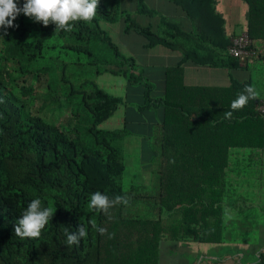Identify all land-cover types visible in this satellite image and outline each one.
<instances>
[{"label": "trees", "instance_id": "1", "mask_svg": "<svg viewBox=\"0 0 264 264\" xmlns=\"http://www.w3.org/2000/svg\"><path fill=\"white\" fill-rule=\"evenodd\" d=\"M244 1L248 49L254 50L244 59L229 51L232 37L218 0H99L91 22H71V31H55V22L45 26L22 12L12 27H0V264H160L165 250L174 262H192L199 255L190 257L181 246L235 243L241 233L259 241L248 242V260L264 247V202L252 196L259 191L255 171L229 168L230 148L248 145L235 140L237 134L264 126L254 110L264 98L250 99L228 119L231 102L251 83L217 87L184 77L191 61L223 65L228 55L245 63L264 52L251 24L257 2ZM15 2L22 7L25 0ZM104 23L116 24L123 48L134 45L138 54L160 46L180 52L166 69L163 95L154 94L149 78L137 71V58L119 49ZM83 54L96 66L91 74L77 67ZM104 72L131 84L125 97L95 81ZM130 91L141 97L129 100ZM121 105L130 106L140 124L155 112L152 133L145 137L128 120L104 127ZM142 109L148 114L140 115ZM131 135L142 138L132 142L139 146L134 172L125 150ZM96 191L128 203L107 214L90 211ZM37 198L54 215L38 238L21 239L15 227ZM80 224L87 237L68 246L65 229L73 233ZM257 258L264 262V249Z\"/></svg>", "mask_w": 264, "mask_h": 264}, {"label": "crops", "instance_id": "2", "mask_svg": "<svg viewBox=\"0 0 264 264\" xmlns=\"http://www.w3.org/2000/svg\"><path fill=\"white\" fill-rule=\"evenodd\" d=\"M257 12L255 14L256 19L252 21V29L255 36L256 44L264 50V0H256ZM222 9V14L225 19L224 27L226 30V36L231 39L234 32L248 30L249 24V5L244 0H218V8ZM180 52L172 51L171 49L164 48L162 46L156 47L153 50H149L146 54V63L149 68V74L146 76L149 78L151 84L155 87L154 94L161 96L165 92V72L166 69L171 66L176 59L180 58ZM227 60L223 65H199L193 63H186L184 65V77L187 83L190 84H203L217 87H228L232 81L249 82L252 85L253 71L261 72V67H264V52L255 57L249 59L247 62H240L233 59L231 56H226ZM259 63L263 64L262 66ZM124 86L125 95L128 93L129 85ZM253 86V85H252ZM256 86V87H255ZM258 98H264V80L257 81L254 85ZM135 88H133L134 90ZM137 93L136 91H133ZM128 100V99H126ZM121 111L120 115H117L118 111ZM117 116H112L110 122H116L118 127H121L124 121H132L129 125L137 132H142L146 137L153 131L152 126L155 120V112L150 113L148 118H145L142 124L137 122V116L130 106L121 105L115 112ZM160 117V116H159ZM251 127H245L237 136L235 140H241L247 142L246 146H234L230 148L229 153L231 155L229 168L237 170H254L255 174L252 178L254 186L259 188L258 193L252 194L253 198L258 202H264V147L258 145L260 142H264V126L252 124ZM116 126V128H117ZM142 140L141 136H137ZM243 139V140H242ZM228 140H231L228 139ZM246 140H251L252 143ZM143 142V141H142ZM245 230V228H244ZM226 245H231L227 247ZM238 246L236 251L235 246ZM226 246V247H225ZM234 246V247H233ZM251 245L244 241L235 243H216V242H195L190 241L189 244L181 246L182 252H186L190 257L199 255L192 262H162L160 264H264V262H258L257 256L264 247L259 248L258 251L253 253L249 260L247 259V249ZM166 253L163 252L162 254ZM178 259V258H177ZM180 259V258H179ZM181 259L180 261H182Z\"/></svg>", "mask_w": 264, "mask_h": 264}, {"label": "clouds", "instance_id": "3", "mask_svg": "<svg viewBox=\"0 0 264 264\" xmlns=\"http://www.w3.org/2000/svg\"><path fill=\"white\" fill-rule=\"evenodd\" d=\"M99 0H25L22 7H18L15 0H0V27L13 26V21L21 12L28 17H35L46 26L50 21L55 22V31H71L72 23L75 21L91 22L96 15ZM258 93L254 86L246 85L232 102L231 109L225 113V117L231 119L233 111H237L246 106L250 99H256ZM128 201L125 197L117 196L110 200L108 196L100 191L90 194L88 209L108 213V210L116 204ZM54 215L51 207H42L40 199H33L23 211L21 218L15 227V235L23 238H38L41 230L48 224L49 219ZM91 227L99 234L104 235L106 229L98 227L95 221H90ZM66 244L68 246L78 245L82 238L87 237V230L83 225H79L77 230L69 233L65 229Z\"/></svg>", "mask_w": 264, "mask_h": 264}, {"label": "rangeland", "instance_id": "4", "mask_svg": "<svg viewBox=\"0 0 264 264\" xmlns=\"http://www.w3.org/2000/svg\"><path fill=\"white\" fill-rule=\"evenodd\" d=\"M158 5H159L160 9L162 10V12L164 13V9L162 8V6L160 4H158ZM116 26L117 25L114 23H104V25H103V27L109 32L112 39L115 41L114 43H116L119 46L120 50L125 52L127 55H134L137 58L136 60H137V63L139 64V68H137V71H141L144 73V76L149 77L148 73L151 74V72H149V68L147 67V63L145 61L147 52L145 51V52H142L140 54L136 53L135 52L136 49H135L134 45L133 46L127 45L125 48H123V46L125 45L123 42V36L120 35L118 32L116 33ZM76 61L81 64V65H77V67L79 69H81L83 72H89L91 74L92 73L91 71H94L96 69L95 64L94 65L89 64L88 61H90V59L87 57V54L81 55L79 59H76ZM259 65L262 66L263 64L259 63ZM253 72L254 73H253L252 85L254 86L257 81L261 82L264 80V67H261V72H256V71H253ZM94 79L101 87H103L108 92L124 97V95H125L124 86L126 85V82H128V81H125L123 76L113 75L109 72H104L101 75H94ZM129 86H131V84H129ZM129 94L133 95V97H128L129 100L133 99V102L136 101V98L141 97V96H137L138 93H134L131 91L129 92ZM137 112L140 115H147L148 114V111L145 109L139 110ZM115 114L113 116L120 115L121 111L119 110L117 112V115H115ZM115 123L116 122H114V124H113V121H111V122L108 121V122L103 123V126L107 127V128L108 127H111V128L115 127L116 128L117 125ZM138 140H139V137L133 136V135L126 137V140H125V142H126L125 150H126V154H127L126 161H127V164L129 163V167L133 168V170L131 172H134V168H135L137 162L139 161V159H138L139 146H136V145L134 146V144H133L135 142H138ZM241 235H242V233L239 236V240H238L239 242H241V240L246 242V243L251 242V241L254 243L259 242V241H257L258 239H257L256 235H254V234L248 235V233H244L242 236ZM173 258H174V255L169 256L167 253L160 255V260L162 262H174ZM180 260L181 259H176L175 262H180Z\"/></svg>", "mask_w": 264, "mask_h": 264}, {"label": "built area", "instance_id": "5", "mask_svg": "<svg viewBox=\"0 0 264 264\" xmlns=\"http://www.w3.org/2000/svg\"><path fill=\"white\" fill-rule=\"evenodd\" d=\"M252 42V39L248 31H243L241 34L233 36L229 51L234 56L244 59L249 55L254 54V50H249L248 46ZM258 115L264 117V99H260L255 104V109Z\"/></svg>", "mask_w": 264, "mask_h": 264}]
</instances>
